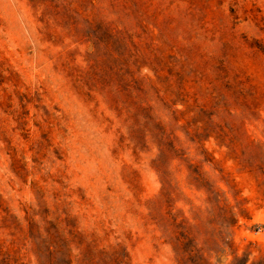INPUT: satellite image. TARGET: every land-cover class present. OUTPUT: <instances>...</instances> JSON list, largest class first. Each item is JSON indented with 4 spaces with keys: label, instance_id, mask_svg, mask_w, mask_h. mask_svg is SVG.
<instances>
[{
    "label": "rangeland",
    "instance_id": "rangeland-1",
    "mask_svg": "<svg viewBox=\"0 0 264 264\" xmlns=\"http://www.w3.org/2000/svg\"><path fill=\"white\" fill-rule=\"evenodd\" d=\"M0 197L19 264L60 201L129 264H264V0H0Z\"/></svg>",
    "mask_w": 264,
    "mask_h": 264
},
{
    "label": "trees",
    "instance_id": "trees-1",
    "mask_svg": "<svg viewBox=\"0 0 264 264\" xmlns=\"http://www.w3.org/2000/svg\"><path fill=\"white\" fill-rule=\"evenodd\" d=\"M122 34L120 32L113 34L112 32L113 47H116L115 44L122 45L124 54L127 56L124 64L129 67V61L140 56L139 43L134 34ZM64 204L65 201H60L55 211H46V219H50L45 221L43 227L36 222L34 217L27 219L30 232L24 236V239L35 233L40 235L46 245V264H129L127 262L128 255L121 243L105 244L103 238L108 237V234L101 237L98 233L90 234L79 231L77 217L72 216L68 204L61 208ZM0 209L7 214L1 219L2 224L5 227H10L13 217L8 216L7 209H3L1 197ZM3 247L0 244V264L21 263V257L12 259L13 256L4 252ZM76 250L79 253L74 255Z\"/></svg>",
    "mask_w": 264,
    "mask_h": 264
}]
</instances>
